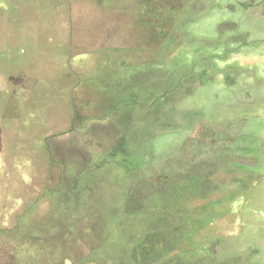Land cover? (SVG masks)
<instances>
[{"label": "rangeland", "instance_id": "1", "mask_svg": "<svg viewBox=\"0 0 264 264\" xmlns=\"http://www.w3.org/2000/svg\"><path fill=\"white\" fill-rule=\"evenodd\" d=\"M0 264H264V0H0Z\"/></svg>", "mask_w": 264, "mask_h": 264}, {"label": "flooded vegetation", "instance_id": "2", "mask_svg": "<svg viewBox=\"0 0 264 264\" xmlns=\"http://www.w3.org/2000/svg\"><path fill=\"white\" fill-rule=\"evenodd\" d=\"M145 12H146V11H145ZM152 12H153V11H150V10L148 9V13H149V14H151ZM201 74H202V73H201V71H200L198 75H201ZM203 76H204V74H203ZM203 76H202V77H203ZM199 79H200V77H199ZM188 86H189V85H188ZM188 86H187V87H188ZM128 98H130V96H128Z\"/></svg>", "mask_w": 264, "mask_h": 264}]
</instances>
